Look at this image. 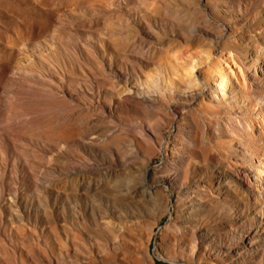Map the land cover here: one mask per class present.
<instances>
[{
    "label": "rangeland",
    "instance_id": "rangeland-1",
    "mask_svg": "<svg viewBox=\"0 0 264 264\" xmlns=\"http://www.w3.org/2000/svg\"><path fill=\"white\" fill-rule=\"evenodd\" d=\"M225 41L264 72V0H0V264H264V90Z\"/></svg>",
    "mask_w": 264,
    "mask_h": 264
},
{
    "label": "bare ground",
    "instance_id": "bare-ground-1",
    "mask_svg": "<svg viewBox=\"0 0 264 264\" xmlns=\"http://www.w3.org/2000/svg\"><path fill=\"white\" fill-rule=\"evenodd\" d=\"M208 17V16H207ZM221 19V18H220ZM234 23V22H233ZM224 38V37H223ZM222 39V38H221ZM216 42V41H215ZM256 42V41H255ZM260 45H258L257 47H259ZM259 53H262L261 55H263V58H264V50L262 48H259ZM224 50L228 52V55L230 57V59L233 61L234 65L236 68H238L239 72L241 74H243L244 72V76H243V79L244 81L246 82L245 84V87L247 88V90H249L250 93L256 95L259 93V91H262L264 90V72H263V67H259L257 66V62H256V57H252L251 58V63H244L243 61H239V59H236V57L234 56L235 54H233L232 50H230L228 48V45L226 44V41L224 42ZM220 53V52H219ZM212 59V58H211ZM209 62V61H208ZM224 66H228L227 62L226 61H222ZM209 64V63H208ZM195 66V65H194ZM223 65L221 64V67ZM198 69V68H197ZM228 74L224 73V72H220V73H215L213 76H212V81L214 84H216V87L214 88H207L206 89V95H204V100H206L205 98L208 96L210 97V102L209 104L210 105H214V106H219L220 104H226L227 105V102H228V98H229V94L227 93V89H226V86L227 85H231V77L234 78L235 80V83L237 86H240L239 85V82L238 80L236 79V76H235V72L234 70L228 66ZM248 71V72H247ZM196 72V71H195ZM194 72V69L191 71V79H190V82L193 83V84H196L197 83V76H195ZM105 74V73H104ZM106 76V75H105ZM259 76H263V80H260V81H256V78L259 77ZM126 77V76H125ZM139 78L137 77V80ZM123 80V79H122ZM158 79H151L149 81V87L145 86V90H144V93H148L150 94L151 92L153 91H159L161 90L160 89V86L157 82ZM137 83H139V80L137 81ZM143 84H147V83H143ZM128 87V86H127ZM206 87V86H205ZM138 90V89H137ZM143 90V89H142ZM143 94V91H140V94ZM204 94V93H202ZM241 95V94H240ZM130 97V96H129ZM154 97V96H153ZM239 97L237 94H234V96L232 97L233 98H237ZM142 100V99H141ZM146 102V101H145ZM159 105V104H158ZM193 106V105H192ZM248 105H246L245 102L243 103H232L230 104L229 106H227V108L229 110H231L229 112V116H228V120L230 121V123L232 125H234L235 127H237V125H240L242 122L243 124H241L243 126L244 129L248 130H253L252 126L250 125V122L248 120H241V118L239 117V115H243L244 112H246L244 109L247 108ZM183 107V105H182ZM188 107V106H187ZM261 108L264 109V104L261 105ZM171 109V108H170ZM171 111V110H170ZM173 113V112H172ZM178 115V114H177ZM259 119V120H262V123L264 124V117H260V116H257L256 117V120ZM138 123V122H137ZM145 124V123H143ZM218 125H220L219 122H217ZM142 125V124H141ZM144 126V125H143ZM139 127V126H138ZM147 127V126H146ZM145 128V127H144ZM148 128V127H147ZM149 132V131H148ZM262 132L264 133V128H262ZM152 133V132H151ZM147 137H149L148 134H145ZM163 144V143H162ZM160 149V148H159ZM244 155H251V151L250 149H247V148H244ZM234 152L236 153H241L242 151L239 150V149H236ZM243 153V152H242ZM177 157H180V155H176ZM146 160V159H145ZM171 160V159H170ZM175 160V159H174ZM263 161H260L261 163L264 162V159H262ZM129 163V162H128ZM262 167L264 168V165H262ZM149 170V169H148ZM140 171V170H139ZM143 171V170H142ZM147 182V181H146ZM259 185V184H258ZM177 190V189H176ZM21 204V203H20ZM111 209V208H110ZM200 209V206L199 204H195L193 207H192V210H198ZM239 217V216H238ZM133 219V217H132ZM104 220V219H103ZM105 221V220H104ZM256 224V223H255ZM249 239L251 240V238L249 237ZM240 243V242H239ZM196 244V243H195ZM232 245V244H231ZM249 245V244H248ZM246 246V245H245ZM187 249V248H186ZM220 251V250H219ZM248 254V253H247ZM248 257H243V259H247Z\"/></svg>",
    "mask_w": 264,
    "mask_h": 264
}]
</instances>
